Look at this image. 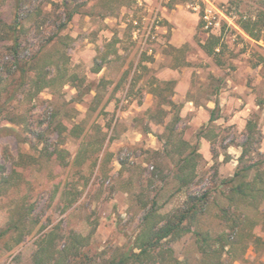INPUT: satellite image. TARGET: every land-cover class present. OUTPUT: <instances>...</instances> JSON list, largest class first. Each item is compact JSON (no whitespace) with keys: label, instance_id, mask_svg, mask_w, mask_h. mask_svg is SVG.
<instances>
[{"label":"rangeland","instance_id":"1","mask_svg":"<svg viewBox=\"0 0 264 264\" xmlns=\"http://www.w3.org/2000/svg\"><path fill=\"white\" fill-rule=\"evenodd\" d=\"M66 1L78 12L59 30L62 0H0V126L12 130L0 136V227L23 225L19 243L17 232L0 240V264H31L46 234L56 256L77 237L83 262L104 264L132 244L146 208L164 221L202 192L208 201L195 228L237 240L224 264H264V191L249 207L236 197L229 216L221 212L222 180L264 157V42L238 26L264 14V0ZM14 20L13 50L2 29ZM209 35L219 38L215 55L202 48ZM15 60L29 64L24 81ZM35 69L53 79L39 92ZM167 99L180 106L172 130ZM247 120L256 128L239 164ZM195 144L194 175L179 188L174 165ZM256 174L264 178V164L249 179ZM154 253L135 264H205L191 232Z\"/></svg>","mask_w":264,"mask_h":264},{"label":"trees","instance_id":"2","mask_svg":"<svg viewBox=\"0 0 264 264\" xmlns=\"http://www.w3.org/2000/svg\"><path fill=\"white\" fill-rule=\"evenodd\" d=\"M61 3L64 10V18L59 23L58 29L62 30L66 27L68 22L71 20L72 16L78 12L76 8L69 9V5L66 0H62ZM263 13L257 14L254 17L244 16L238 21L239 28L251 39L255 41L263 40V31H264V18ZM17 20H14V24H3L2 32L13 40L11 48L14 50L17 48V38L14 36L15 27ZM219 42L218 36L209 35L205 42L202 44V48L208 55H215V48ZM260 47V46H259ZM261 63L264 65V58H261ZM15 67L19 71V77L21 81L25 80L26 72L29 69V64L19 63L15 60ZM57 68V67H56ZM58 69V68H57ZM99 68L96 67L95 71ZM47 76L42 75L39 70H34L32 85L35 88V91L39 92L43 88L48 87L52 83V78H46ZM167 86L172 84L171 81L163 82ZM158 87V86H157ZM92 88L90 84H87L85 88L77 91V96L74 98L76 101H80L83 95L90 92ZM95 97V96H94ZM4 104H0V114L4 110ZM166 104L171 106V110L165 111V113H172L170 120L166 123V127L172 130L174 129L176 123L180 120L179 109L180 106L176 105L172 100L167 99ZM214 105L217 106V101L214 102ZM213 113H211L209 120H214ZM246 130L248 135L246 139L240 144L241 152L238 157V163L240 164L246 154H249L251 151V141L252 134L256 128V124L251 120L246 121ZM11 128L7 126H0V136L5 135L8 132H11ZM185 144H188L185 142ZM198 144V143H197ZM197 144L191 145L190 150L183 154L180 159L175 163V176L179 183V188L184 187L188 184L189 179L194 175L195 169V159L194 155L196 153ZM264 164V157H262L257 162L246 163L243 166H237L231 176L222 180V183L227 187V200L228 203L225 207L221 208L223 216H229L231 207L233 206L232 202L237 197L242 207H246L254 204L257 199V193L264 191V178L260 174H256L254 178L249 179L250 172L253 168L260 169ZM261 185V186H260ZM208 201V193L202 192L200 194H189L186 198L185 204L182 208L178 209L172 215L167 216L163 221L156 220L158 215L153 207L146 208L145 212L141 219L140 230L136 234L132 244L121 251L116 256H113L106 260L104 264H135L140 263L141 261H149L154 258V251L162 241L175 237L176 235L181 234L182 232H191L194 235V241L196 244L197 251L201 254L202 260L204 259L205 264H224L222 256L224 254H232L233 249H235V243L237 240L231 234L220 232L218 234H211L207 230H200L195 228L197 224V217L205 213L206 204ZM239 207L236 206L237 210ZM234 227H237L239 224L235 221ZM18 221L10 222L5 227H0V240H3L6 236L13 232H17L15 242L19 243L23 238L22 226ZM235 229V228H234ZM47 236L49 234H46ZM46 235L41 236L38 240V247L32 254L31 264H61L62 262L66 264L75 263L74 260L78 261L79 264H86L83 262L85 254H82L81 249H78V244L81 243L77 237H72V247H64L59 251V255L56 256V253L52 250L53 238L48 237L44 238ZM254 235V234H253ZM259 236H253L252 241H260ZM74 249V250H73ZM171 252L170 249L166 250ZM162 254L161 251H159ZM166 253V252H165ZM164 254V253H163ZM167 255V253L165 254ZM60 256V258L58 257ZM81 258V259H80ZM212 260L210 262L209 260Z\"/></svg>","mask_w":264,"mask_h":264},{"label":"built area","instance_id":"3","mask_svg":"<svg viewBox=\"0 0 264 264\" xmlns=\"http://www.w3.org/2000/svg\"><path fill=\"white\" fill-rule=\"evenodd\" d=\"M203 3L211 4L210 0H201ZM202 20L206 29H211L215 24V17L212 12V8L207 6L203 9Z\"/></svg>","mask_w":264,"mask_h":264}]
</instances>
